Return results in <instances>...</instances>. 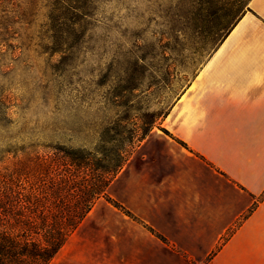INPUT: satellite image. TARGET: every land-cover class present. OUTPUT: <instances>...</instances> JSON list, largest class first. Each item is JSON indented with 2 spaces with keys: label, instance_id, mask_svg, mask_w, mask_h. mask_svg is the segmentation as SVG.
Here are the masks:
<instances>
[{
  "label": "rangeland",
  "instance_id": "1",
  "mask_svg": "<svg viewBox=\"0 0 264 264\" xmlns=\"http://www.w3.org/2000/svg\"><path fill=\"white\" fill-rule=\"evenodd\" d=\"M249 1L101 0L77 44L54 52L48 0H0V170L23 157L2 156L8 147L34 146L60 171L68 161L55 147L125 159L50 264H171L159 240L189 235L199 205H218L225 223L246 204L161 124Z\"/></svg>",
  "mask_w": 264,
  "mask_h": 264
},
{
  "label": "crops",
  "instance_id": "2",
  "mask_svg": "<svg viewBox=\"0 0 264 264\" xmlns=\"http://www.w3.org/2000/svg\"><path fill=\"white\" fill-rule=\"evenodd\" d=\"M161 126L246 199L225 223L213 219L218 205H199L206 214L189 235L159 240L163 254L171 264H264V0L249 1Z\"/></svg>",
  "mask_w": 264,
  "mask_h": 264
},
{
  "label": "trees",
  "instance_id": "3",
  "mask_svg": "<svg viewBox=\"0 0 264 264\" xmlns=\"http://www.w3.org/2000/svg\"><path fill=\"white\" fill-rule=\"evenodd\" d=\"M48 1L46 33H51L47 35L51 40L48 49L70 50L77 44L73 37L84 29L81 22L91 16L93 5L101 0ZM244 11L226 29L217 45ZM207 21V18L201 19V25ZM6 109V103L0 102V125ZM28 149L2 150V156L18 152L23 157L12 168L0 170V264H50L96 202L106 196L125 164L122 151H118V158L113 162L91 163L77 151L55 147L56 154H64L68 161L66 169L60 171L56 159L51 167L46 166L42 153L34 146Z\"/></svg>",
  "mask_w": 264,
  "mask_h": 264
}]
</instances>
